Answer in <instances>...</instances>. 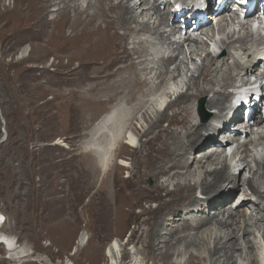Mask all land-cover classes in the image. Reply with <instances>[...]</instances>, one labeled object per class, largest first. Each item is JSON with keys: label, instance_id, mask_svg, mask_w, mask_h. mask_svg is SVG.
<instances>
[{"label": "bare ground", "instance_id": "bare-ground-1", "mask_svg": "<svg viewBox=\"0 0 264 264\" xmlns=\"http://www.w3.org/2000/svg\"><path fill=\"white\" fill-rule=\"evenodd\" d=\"M80 1L11 0L7 4L0 0V71L11 66L2 57L8 53L2 38L6 35L22 37L34 32L26 39L18 38V41L31 46L30 57L40 60L53 54L52 62L57 58L54 63L59 64V68L54 67L52 71L59 79L46 77L45 84L54 88L65 83L83 85L82 93L72 95L75 117L79 116L81 104L87 105L86 110L80 113L81 120L87 117V113L95 118L104 109L112 113L104 117L103 124H97L96 120L92 122L90 131L83 135L89 138L85 141L80 139L72 174L74 182L88 185L87 191L93 201V206L90 202V211L94 217L96 215L95 218L101 219L105 234L114 228L118 238L129 232L127 241L122 243L123 249L131 244L136 246V252L141 253L145 260H151V264H264L257 240L260 237L264 243V154L260 158L250 155L248 146L251 142H239L235 164L226 166L221 160V146L237 143L240 134L245 139L253 134H249L245 115L253 118L255 127L262 128L257 140L260 148L264 149V116L261 114L264 96L251 91L246 107L233 108L232 103L230 107L226 105L231 100L229 98L239 95L234 92L249 84L251 77H254L253 83L264 79V51L241 53L237 57L240 53H234V49L247 50L250 35H238L232 41H228L232 36L222 40L225 47L219 56H212L209 66L204 65L199 79L202 88L199 89L198 80H193L188 83L187 90L180 92L163 109L159 108L164 99L158 95L159 98L154 100L157 102L150 99L154 103L153 111L149 109L150 114L145 97L152 90L157 91L156 87L159 89L167 83L165 76L172 72L168 65L171 61L176 59L177 63H172L173 69L180 70L182 62L178 56L186 53L183 44L191 47L190 54H202L197 52L199 47L202 49L204 41L191 39V35L185 34L183 41H177L178 38L175 42L170 40V36L177 34L179 29H176V19L172 24L169 21L179 11L184 13L188 5L183 0H172L179 2L180 7L176 9L170 0H138L137 8L141 12L137 14L134 0H86L85 7ZM263 1L254 7L255 14L260 13ZM147 4H150L148 8L145 7ZM233 5L232 0H228L223 11L229 12L214 13L218 0L210 4L211 10H208L213 13L214 26L219 32L235 24ZM147 10L150 13H146ZM199 11L195 12L198 16ZM142 13L148 19L153 18L154 24L139 22L138 17ZM239 24V31L248 32L246 25ZM213 29V25L207 23L196 31L206 36ZM153 45H159L158 52ZM216 50L214 47L212 52ZM243 54L244 62L238 60ZM23 56L11 62H23ZM252 57L255 58L252 60ZM64 58L65 63L61 61ZM230 58L233 60L228 61ZM257 58L261 64L255 62ZM49 66L52 63L41 67L46 72ZM63 74H76L77 77L62 79ZM188 88L197 94L189 93ZM230 89L234 92L230 93ZM102 90L103 99L97 96ZM252 94H256V102L250 100ZM55 96L57 93L52 98ZM193 96H204L203 106L211 111L207 119H195ZM67 106L70 108L71 104ZM112 107H116L115 113ZM249 108L251 110L247 111ZM168 110L173 111L168 114ZM140 120L146 123L145 127L136 124ZM238 128L242 133L236 130ZM229 129L236 134L232 135ZM128 130L140 135L139 142L134 144L135 137L128 134ZM249 157L257 164L256 170H252ZM126 161H130V165L124 163ZM246 168L249 172L252 170L251 176L238 178L236 173ZM123 172L127 175L122 176ZM134 175L138 178L135 179ZM147 179L152 181L151 184H147ZM216 188H220L219 191H214ZM197 191L202 198L196 196ZM150 202L155 204L147 205ZM96 222L101 223L100 220ZM9 238L1 237L0 242L6 246L10 260L4 264H14L12 258L29 255ZM65 241V245H69L71 238ZM116 242H112L113 246L109 244L103 253L102 247L92 240L83 248V255L92 264H97L103 255L112 260L118 247ZM79 245L80 236L76 235L70 244V253H77ZM180 257L183 261L177 260Z\"/></svg>", "mask_w": 264, "mask_h": 264}, {"label": "rangeland", "instance_id": "rangeland-1", "mask_svg": "<svg viewBox=\"0 0 264 264\" xmlns=\"http://www.w3.org/2000/svg\"><path fill=\"white\" fill-rule=\"evenodd\" d=\"M10 1L11 0H4V2L7 4ZM170 1L172 2L173 7L175 6L174 8L177 9L178 7L175 5V3L177 2H174L172 0ZM183 1L188 5L184 9V13L176 15L169 21V23L172 24V21L176 19V21H174L177 23L176 29H179V31H177L179 34L176 32L177 34H174L175 37L170 36L171 41L175 42L177 38V41H183L184 35L187 34L192 36L191 39H194L198 42L202 40L201 42L204 41L208 43L210 42V39H208L205 35H200V33L196 31L202 25L208 23L213 25V31H216L218 35L217 41H215L216 46L214 45L215 49L218 50L216 53L220 54L223 47H225L221 43L222 40H226L228 39V37L232 36L231 39L228 40L232 41L238 35H250V37L248 38V43L246 44L247 50L243 52L242 50L240 51L237 48L234 49V53H240L237 57H239L241 53L261 52V46L256 43L259 38V34L255 33V31L250 30L247 24L244 25L248 27V32L245 30H238L240 27L238 21H236L235 24L227 26L222 32H219L216 25L214 26L215 21L213 19L214 17H212L214 16L213 13H210L212 15L211 19L205 22L201 21L196 24L192 22L184 23L183 21L185 20V12H187V14L189 13V8H193V6L196 4V0ZM206 1H208L207 5L205 4ZM206 1L204 2V0H202L206 8L211 10L210 4H214L215 0ZM256 1L259 3L261 2L259 0H255V2ZM133 2L136 3L134 8L135 12L137 14H140V8H137V3L140 1L134 0ZM149 2H152V0H149ZM80 3L82 7H85L86 0H81ZM168 4H170V2ZM147 6L149 7L150 4H147L145 7L148 8ZM261 6H264V4ZM162 7L163 4L161 6V9ZM51 8L53 9V7ZM227 12L229 11H223V13ZM146 13H150V11L147 10ZM172 13H175V11H173ZM152 20L153 18L148 19V16H146L144 13H142L138 17L139 22L148 21V23H151L150 25L154 24ZM178 26L180 27L178 28ZM193 31H196V33H194ZM34 34V32H30L28 33V35L22 37H19L18 35H6L2 38L3 45L8 49V53L6 52L2 57L5 62H10L11 66L5 71H0V216L3 219L1 220L0 217V237L4 239H8L10 237L9 239L14 241V243L16 242L17 247L20 246L21 250L24 249V252L29 254L24 258H12V260L14 261L13 263L92 264L91 260L85 259L83 255V248L87 243L93 240L96 244L102 247L103 253L107 250L110 242L117 241L116 243L118 244V247L113 252L114 259L110 260L106 258L105 255H103L104 257L102 256L97 264H151V260H145L144 256L141 253L136 252V246H133L131 244L123 249L122 243L126 242L125 240L127 239V235L129 234V232H125L124 236H120L121 239L116 237L115 228L110 229L109 232L105 234L104 230L101 227V219L95 218L96 215L94 217V215H92V212L90 211V202L93 206V201L88 194L89 191H87L88 185L84 183H77V181L74 182L73 164H75L74 155L76 154V152H79L78 145L81 141H85L89 138V136L83 135H85V132L87 134L90 131L89 129L91 128L92 122H95V120L97 121V124L98 122L102 124L103 122H105L104 117L102 116L106 114L107 111L104 109L95 118L89 117V113L85 112L87 113V119L82 118L83 120H81L80 113L84 112V110H86L87 108L86 104H81L79 106L81 108H78V110L80 111L79 116L75 117L76 114L73 110L74 97L72 95L75 94V92H81L83 90L81 86L83 85L65 83L60 87L54 88L53 86L50 87L49 85L45 84L46 77L59 79V77L56 76L54 72H52L54 70V67L59 68V64L54 63L58 61L57 58L52 62V58L54 57L53 54H48L44 58H40V60L30 57V54L32 52L31 46H29V44L25 41H18V38L26 39V37L33 36ZM206 43L204 45H206ZM204 45L201 50H199V47L197 52L202 54L194 56V54L192 55L189 53L191 47L187 46L186 43L185 45L183 44L186 53H182L178 56V59L180 60V62H182V64H180V70H174L173 65H171L176 59L168 64L170 65L169 69L172 72L165 76V81L167 83H164V87L161 86L159 89H157L156 87L157 91H155L154 89V91L152 90L151 93H148V96L145 97V99L148 101L146 104V107L149 106L148 110L151 109L153 111L152 106L155 102H157H154V100L159 98L158 95L162 96L163 99H165V96L167 95V99L173 101L180 92L187 90L188 83H191L193 80L199 81L201 73L203 72L204 65L209 66L210 59L212 57V55L207 54V52L209 51ZM153 46L158 52L159 49L157 48L159 47V45ZM234 47H237V43H234ZM167 52H169V50ZM15 53L18 54L16 55ZM28 53L29 56H27ZM56 53L61 52L57 51ZM243 55L241 56L242 59H238L239 61H245V59H243V57H245V54ZM22 56L25 57L23 58L24 60H22L23 62H14L16 64L11 62L15 61L16 58L20 59V57ZM256 57H259V55ZM254 58L252 57V60ZM232 60L233 59L231 58L228 59V61ZM255 60L256 63H260V61L258 62V58ZM61 61L65 63L66 58L62 59ZM51 63L53 67L49 66V68H47L49 71L47 70L45 72L42 67L48 66ZM73 65H76V63L74 62ZM258 68H261V65L258 66ZM68 75L69 74L62 76V79H64L66 76L72 79H75L77 77L76 74H70L69 76ZM19 79L22 81H20ZM173 79H176L177 81ZM250 79H254V77H251ZM25 84H27L28 86H25ZM41 84H43V88L41 87ZM169 84H171V86H169ZM198 85L199 89H201L202 82L199 81ZM168 86L171 87V89L167 88ZM246 86H244L242 90L244 92L247 91L246 94L241 95L240 97V94L235 95V97H233L232 100H229V103H227L226 105H229L230 107V103H232L233 108H238V103H240V100H247L249 94L251 95V91L252 93L254 92L256 94H262V97L264 96V79L256 83H253V80H251ZM261 86L262 89H260ZM251 88L252 90L250 91L249 89ZM190 89L188 90L189 93L197 94L195 90ZM156 92H158L159 94ZM238 92H240V90H238ZM53 93H57L58 96L52 98V95H54ZM103 93L104 91L102 90L97 93V96H100L99 98L103 99ZM256 94H254L253 96L255 97ZM193 98L194 102L192 105V111L196 116L195 119L202 118L204 120V117L207 119L211 114V111L206 110L203 106L204 96H193ZM150 99H152L154 103ZM67 104H71V109L67 106ZM52 106L55 108H53ZM40 107L42 108L40 109ZM172 111L173 110H168L167 112L168 114H171ZM54 113L56 115L58 114V116H56ZM47 117L49 119H45ZM87 121H89V123ZM136 124H138V126L141 125L142 127H145L146 125V123L142 122L141 120ZM162 126H165L164 122ZM101 128L105 130V128H103V125ZM78 132L81 133L79 134ZM128 134H131L129 133V130ZM135 136V142L137 143L139 142L140 135L135 133ZM236 159L233 161L234 164ZM124 163L130 165L131 162L126 161ZM250 165L252 167V170L257 169V164L251 159ZM252 170H250L249 172L246 168L243 171H240V173H236V176H238V178L240 177V179H242L243 177L251 176V174L249 173H251ZM58 174L60 175V177ZM126 175L127 172L122 173V176ZM134 176L135 179L138 178V175ZM64 180L65 182H63ZM146 182L147 184H151L152 181L147 179ZM79 186H81L82 189H79ZM219 189L220 188H216L214 191H219ZM235 194H237V191ZM196 196L202 198V195L199 191H197ZM239 197L242 198V196ZM237 198L238 197H236V199ZM154 204V202H150L149 204L147 203V205ZM97 220H100L101 223L96 222ZM99 228H101V230ZM99 234L101 236H99ZM76 235L80 236V245L77 249V253L71 254L70 244L72 243ZM105 236L107 237V239L103 240ZM67 238H71L69 245H65L66 243H64ZM257 240L262 241L260 237H258ZM2 245L0 243V264L8 263L10 261L8 258H6L7 249ZM261 245L262 244H260V247ZM261 249L263 254L262 258L264 260V243ZM177 260L183 261L182 258L180 260L178 258Z\"/></svg>", "mask_w": 264, "mask_h": 264}]
</instances>
